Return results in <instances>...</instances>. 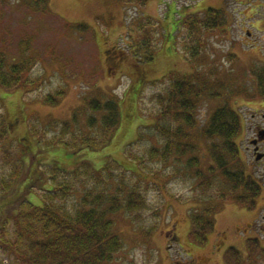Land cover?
I'll list each match as a JSON object with an SVG mask.
<instances>
[{
    "label": "rangeland",
    "instance_id": "obj_1",
    "mask_svg": "<svg viewBox=\"0 0 264 264\" xmlns=\"http://www.w3.org/2000/svg\"><path fill=\"white\" fill-rule=\"evenodd\" d=\"M28 5L25 0H0V48L8 65L28 55L35 59L25 85L15 89L0 85V121L13 122L8 139L0 142V161L5 148L19 151L18 139L29 136L30 129L50 138L61 131L64 121L72 119L85 99L115 95L126 99V118L112 144L79 154L61 146L41 155L44 163L58 160L73 166L87 158L101 167L110 154L113 160L103 170V182L86 178L87 188L110 195L121 187L122 201L132 186L143 191L144 208L129 211L122 207L109 214L114 231L125 242L112 264H227L224 253L230 245L246 255L248 237H259L264 243V229L258 225L264 223V188L254 209L237 204L204 134L213 110L230 102L245 119L237 141L247 170L264 186V142L260 160L251 143L257 125L264 129V100L251 73L254 66L264 65V0H49L39 10ZM208 7L223 8L228 23L206 34L193 56L188 47L194 45L195 36H189L190 26L183 19L196 11L204 15ZM151 48L156 54L147 60ZM136 52L139 55L134 57ZM142 55L147 59H141ZM172 69L223 93L199 103L195 126L161 115L156 95L165 92L170 80L162 76ZM61 89L65 94L59 103L44 101L47 93ZM79 122L82 131H92L85 115H79ZM162 131L184 134L182 140H189L196 149L183 155L174 152L168 159L151 156L150 148L163 147L169 136ZM211 168L215 178L204 191L199 172L214 175ZM79 195L78 191L73 197ZM29 198L41 203L37 193ZM215 207L214 230L205 243L194 242L189 235L193 215ZM13 232L12 224L9 235L14 238ZM5 247H0L1 264H22ZM244 264L250 263L245 260ZM257 264H264V259L259 258Z\"/></svg>",
    "mask_w": 264,
    "mask_h": 264
},
{
    "label": "trees",
    "instance_id": "obj_2",
    "mask_svg": "<svg viewBox=\"0 0 264 264\" xmlns=\"http://www.w3.org/2000/svg\"><path fill=\"white\" fill-rule=\"evenodd\" d=\"M25 2L29 3L30 9L39 10V7L46 6L49 0ZM197 12H191L183 19V23L190 26L189 36H195L194 45L188 47L193 56H196L203 45L206 34L222 30L228 23L223 8L208 7L204 15H198ZM77 26L88 28L86 23H79ZM145 48L148 49L146 46ZM130 51L133 54L135 49L131 48ZM148 51V59L143 55L141 59H154L156 50L151 48ZM138 52L140 54V51ZM139 54L136 52L134 57ZM34 61V57L28 55L26 59L8 65L7 55L0 48V85L7 89L25 85L30 64ZM143 71L145 73L146 69ZM141 72L142 70L138 76ZM251 73L257 79L258 91L264 100V65L254 66ZM188 75L178 69L168 71L162 77L170 82L165 92L156 96L164 118L195 126L198 122L199 103L205 97L218 98L223 96V93ZM142 77L139 76V79ZM64 94V89L55 90L47 93L44 101L57 104ZM84 103L78 108L80 110L74 112L71 120L63 122L59 133L44 139L42 133L30 129L29 136L18 139L17 153L12 148L2 151L0 210L2 208L3 215L0 214V247L6 246V250L12 252L22 264H112L115 255L124 248L125 242L121 235L114 231L115 222L109 214L122 207L129 211H138L146 206L147 199L143 191L134 186L128 190L125 201L121 200L118 192L121 187H116L117 192L110 195L105 190L87 188L86 178L103 182V170L112 164L110 154L105 157V164L101 167H97L87 158L81 159L73 166L64 165L58 160L51 163L42 162L41 155L44 152L61 146H65L71 153L79 154L84 149L97 151L113 143L126 114V99L115 95H101L85 99ZM79 115H85L86 126H89L91 132L81 130ZM12 125V121L1 119L0 142L8 139ZM244 127V116L230 102L225 101L213 110L204 127V134L210 141L209 147L214 161L229 181L233 199L237 204L251 210L256 207L264 186L261 179L247 170L248 163L242 157V147L237 137ZM185 137L184 134L176 135L171 132L163 147L154 145L149 153L151 156L168 159L174 152L183 155L194 151L196 146L189 140H182ZM210 170L214 175L199 172V175H202L200 186L204 191L212 186L215 178V169ZM78 191L79 197H73ZM31 193H37L41 197L40 204L30 200ZM217 210L216 207L206 208L193 215L189 235L194 242H206L209 233L214 230L213 215ZM12 224L15 239L9 235ZM246 244V255L236 246L230 245L224 253L226 263L244 264L246 260L250 264H257L259 258L264 259V243L259 237H248Z\"/></svg>",
    "mask_w": 264,
    "mask_h": 264
},
{
    "label": "flooded vegetation",
    "instance_id": "obj_3",
    "mask_svg": "<svg viewBox=\"0 0 264 264\" xmlns=\"http://www.w3.org/2000/svg\"><path fill=\"white\" fill-rule=\"evenodd\" d=\"M261 128V126L260 125H257V128H256V134H257V136L256 137H253L252 139H251V143L254 141V140H257V137H258V132L259 131H261V130H264V129H260ZM264 142V139L263 140H259L258 141V143H257V145H253V151H255V147L256 146H258L259 147V150L261 151L263 148H262V143ZM255 154H256V151H255ZM258 225H260L262 228L261 229H264V223H259Z\"/></svg>",
    "mask_w": 264,
    "mask_h": 264
},
{
    "label": "water",
    "instance_id": "obj_4",
    "mask_svg": "<svg viewBox=\"0 0 264 264\" xmlns=\"http://www.w3.org/2000/svg\"><path fill=\"white\" fill-rule=\"evenodd\" d=\"M259 139H264V130H261L260 132H259ZM255 142V141H254ZM256 149H258V147H256ZM263 157V153H258L257 155H256V159L257 160H259V159H261Z\"/></svg>",
    "mask_w": 264,
    "mask_h": 264
}]
</instances>
